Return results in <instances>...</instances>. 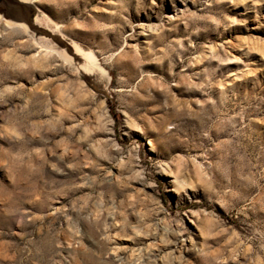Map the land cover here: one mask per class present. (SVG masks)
Here are the masks:
<instances>
[{
  "label": "rangeland",
  "instance_id": "rangeland-1",
  "mask_svg": "<svg viewBox=\"0 0 264 264\" xmlns=\"http://www.w3.org/2000/svg\"><path fill=\"white\" fill-rule=\"evenodd\" d=\"M33 1L85 52L0 22V264H264V0Z\"/></svg>",
  "mask_w": 264,
  "mask_h": 264
},
{
  "label": "bare ground",
  "instance_id": "bare-ground-1",
  "mask_svg": "<svg viewBox=\"0 0 264 264\" xmlns=\"http://www.w3.org/2000/svg\"><path fill=\"white\" fill-rule=\"evenodd\" d=\"M41 19L42 18H39L38 23H32L30 21H28L29 23H19V22L7 21V20L6 22H8L11 25H21L25 27L28 33H31L29 29L32 28L34 30L33 32L34 39L41 47H46L58 51V53L61 56H63L65 60H67L73 65H75L77 62H81V59L83 57L79 58V55L85 52V50L82 47L77 46L76 44L69 41L66 37L61 36L57 26L48 24L47 21L46 20L44 21L43 19H42L43 21H41ZM88 59L89 60L87 62L81 64V67L85 69L84 71L87 72L92 67L93 70L92 72H94L92 78L99 79V71L91 60L92 54L88 55Z\"/></svg>",
  "mask_w": 264,
  "mask_h": 264
},
{
  "label": "water",
  "instance_id": "water-1",
  "mask_svg": "<svg viewBox=\"0 0 264 264\" xmlns=\"http://www.w3.org/2000/svg\"><path fill=\"white\" fill-rule=\"evenodd\" d=\"M39 18L51 24L48 16L37 8L33 0H0V22L7 20L19 23H29L28 21L38 23ZM29 30L31 31L30 36L34 37V30L32 28Z\"/></svg>",
  "mask_w": 264,
  "mask_h": 264
}]
</instances>
